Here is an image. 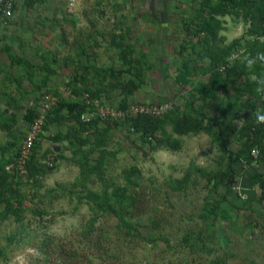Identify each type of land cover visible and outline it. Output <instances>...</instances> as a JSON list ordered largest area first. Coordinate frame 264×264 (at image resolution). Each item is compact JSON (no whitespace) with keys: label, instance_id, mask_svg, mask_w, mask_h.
Returning a JSON list of instances; mask_svg holds the SVG:
<instances>
[{"label":"rangeland","instance_id":"obj_1","mask_svg":"<svg viewBox=\"0 0 264 264\" xmlns=\"http://www.w3.org/2000/svg\"><path fill=\"white\" fill-rule=\"evenodd\" d=\"M69 1L19 0L18 18L0 28V182L19 211L0 216V264H264V188L250 175L264 174V153L251 151L250 163L231 155L247 140L243 103L256 101L257 115L264 96L232 81L206 89L212 10L202 0ZM226 10L214 15L216 44L252 40L251 20ZM242 50L233 79L248 59ZM87 90L115 107L172 100V116L156 131L159 145L132 131L134 118L81 132L67 110L51 112L36 175L5 169L29 127L28 111L38 112L45 94L72 102ZM185 113L204 114L199 132H175L172 119ZM178 139L179 148L166 144ZM89 190L122 193L124 201H110L119 214L98 209Z\"/></svg>","mask_w":264,"mask_h":264},{"label":"trees","instance_id":"obj_2","mask_svg":"<svg viewBox=\"0 0 264 264\" xmlns=\"http://www.w3.org/2000/svg\"><path fill=\"white\" fill-rule=\"evenodd\" d=\"M28 5L32 6L35 3V0H25ZM214 0H202V5L209 7L212 10V14L210 19L208 20V23L204 26L207 36L204 42L206 43L205 49L206 53L204 52V57L210 58V67L212 70L213 80L210 86H206V89L208 91L214 92L216 88H220L221 86H227V84L232 82H240L241 84V90H245L247 93H249L251 96L259 97L261 95L264 96V0H216L217 4H214ZM227 8H234L237 9V11L240 14H243L248 17L251 22L252 26L249 30V33L254 36L252 40L247 41V43H242L240 39L235 40L230 46L227 47H221L216 44V40L218 39V28L214 27L215 22V14H225ZM239 47H242L244 53L248 54V59L243 62L241 65V69L239 71V74H237L236 78L233 75L237 73V63H239L238 58L236 57L235 60H229V57L235 52V50ZM225 65V70H221L220 68ZM115 70H112V76H114ZM225 76L223 78L222 76ZM251 76H255V78H252ZM242 77H245V80L242 81ZM180 80H183L182 78H179ZM219 79H222L221 84L217 85L215 87L214 83L218 81ZM185 80V79H184ZM86 92L90 93L92 98H96L95 94L90 92V90H87ZM84 94V93H83ZM59 99V98H58ZM263 107L261 108L260 112L257 113V115H251V113H254L257 108V102L248 99L245 103H243V106L247 108L246 115H245V123L241 128V135L243 137H247V140L245 142V145L242 149L238 151V154L234 155V160L240 162L241 160H246L249 163L253 160V156L251 155V151L255 147H260V151L264 153V101L262 102ZM236 105V102L229 105L227 108L223 109V112H227L228 110H231L232 107ZM128 105L121 104L120 106H117L118 108H126ZM55 107V108H54ZM53 107V109L50 110L48 116H47V122L50 119L51 112H54L55 114H60L64 110H67L71 118H75L77 123L79 124V127L81 128V132L85 128H90L92 125H98V121L95 120L91 123H84L81 120V114L87 109L84 102L81 100H75L72 102H65L61 101L59 99L58 103ZM263 110V111H262ZM172 111V110H171ZM171 111H169L167 114H165L162 117H152L149 115H142L138 116L137 118H134L133 121H130L131 129L135 132H140L144 139L148 140L152 145H159V138H155L154 140H149V136H154L156 131L163 126V124L170 118ZM191 112V111H190ZM196 112V110H195ZM198 112V111H197ZM200 113V112H198ZM38 115V112L34 111H28L27 116L30 119V122L34 121L35 117ZM68 115V116H69ZM63 117V116H62ZM175 117V116H174ZM204 117V114H203ZM202 117V118H203ZM64 118H66L64 116ZM202 118H197L194 114H183V115H177L176 118L173 120V126L175 132H177L180 135L189 134L193 132H199L201 128L203 127L201 123H203ZM128 121V120H127ZM214 123H216L219 126V137L221 139V142L223 145L225 144V130H223L222 125L219 124V118H213L212 120ZM47 122L44 126V129L47 125ZM232 123H229V127H232ZM79 130V131H80ZM252 133L259 135L260 138L256 139L254 136H252ZM225 141V142H224ZM39 140L36 142V145L34 147V151L32 154V157L28 164L29 169V176H35L36 175V169L38 165L34 164V156L37 149V144ZM168 147L172 149L179 148L180 141L178 140H169V142H166ZM155 147V146H154ZM158 147V146H156ZM231 156V157H232ZM11 159H9L8 163ZM36 165V167H35ZM230 167L232 165L230 164ZM2 169L4 166L1 167ZM233 168V167H232ZM6 169V168H5ZM250 175L252 177L253 181L261 183V185L264 188V174L257 173L255 170H252L250 172ZM4 183L0 182V203L5 202L6 207L4 209V213L1 211L0 216L7 215L10 213L19 214V211L16 210L13 207V203L11 200V197L7 194L6 190L3 187ZM114 196L120 197L124 201V195L120 193L118 190H115V192L112 194ZM111 194H107L105 192L104 194H97L91 190H89L88 194H86V198L93 201L98 209H106L112 213L119 214V211L114 207L112 204ZM215 211V208L213 209ZM5 250L3 247L0 246V257L5 256Z\"/></svg>","mask_w":264,"mask_h":264},{"label":"built area","instance_id":"obj_3","mask_svg":"<svg viewBox=\"0 0 264 264\" xmlns=\"http://www.w3.org/2000/svg\"><path fill=\"white\" fill-rule=\"evenodd\" d=\"M18 2L19 0H0V28L8 26L12 21L18 18ZM69 4L73 6L75 0H70ZM237 56L238 53H233L229 57V60H235ZM225 68L226 66L223 65L220 69L223 71ZM58 101L59 99L56 95L45 94L38 115L35 117L34 121L30 122L21 144L10 162L6 165L7 171L14 172L19 176L29 175L28 164L32 157L34 147L44 132V126L47 122V116L50 110L53 109ZM82 101L87 107L81 114L82 122L91 123L97 120L99 124L131 120L142 115L158 118L167 114L174 107L172 100H164L158 102L132 103L126 108H118L100 99L92 98L88 92L83 94ZM88 132L89 131H86V133ZM156 137H158L157 133H155L154 136H149V139L154 140ZM259 154L260 149L258 147L253 148L252 155L258 157ZM46 163L49 166H53L55 163V155L48 154Z\"/></svg>","mask_w":264,"mask_h":264},{"label":"crops","instance_id":"obj_4","mask_svg":"<svg viewBox=\"0 0 264 264\" xmlns=\"http://www.w3.org/2000/svg\"><path fill=\"white\" fill-rule=\"evenodd\" d=\"M179 86H180V85L178 84L177 87H179ZM43 94H44V92H43ZM165 100H169V98H167V99H165Z\"/></svg>","mask_w":264,"mask_h":264}]
</instances>
